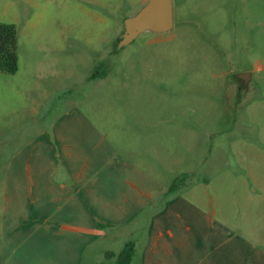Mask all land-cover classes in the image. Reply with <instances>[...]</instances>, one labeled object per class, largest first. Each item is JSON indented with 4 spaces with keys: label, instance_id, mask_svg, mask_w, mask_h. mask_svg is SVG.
<instances>
[{
    "label": "rangeland",
    "instance_id": "rangeland-1",
    "mask_svg": "<svg viewBox=\"0 0 264 264\" xmlns=\"http://www.w3.org/2000/svg\"><path fill=\"white\" fill-rule=\"evenodd\" d=\"M172 1V31L117 50L125 19L146 0H0L19 55L17 74L0 73V180L11 156L71 106L108 126L143 111L166 116L184 128L201 180L264 177V0ZM238 181L228 182L233 206L263 207L264 182H251L247 199Z\"/></svg>",
    "mask_w": 264,
    "mask_h": 264
},
{
    "label": "crops",
    "instance_id": "crops-1",
    "mask_svg": "<svg viewBox=\"0 0 264 264\" xmlns=\"http://www.w3.org/2000/svg\"><path fill=\"white\" fill-rule=\"evenodd\" d=\"M139 114L108 126L71 106L11 156L0 264H118L123 251L129 264H264V206L234 207L228 184L238 178L236 195L249 199L264 177L196 178L201 162L185 153L184 128Z\"/></svg>",
    "mask_w": 264,
    "mask_h": 264
},
{
    "label": "water",
    "instance_id": "water-1",
    "mask_svg": "<svg viewBox=\"0 0 264 264\" xmlns=\"http://www.w3.org/2000/svg\"><path fill=\"white\" fill-rule=\"evenodd\" d=\"M174 28V4L172 0H146L143 7L124 21V32L121 35L117 50L131 45L141 35L167 34ZM238 78L248 84L250 73H243Z\"/></svg>",
    "mask_w": 264,
    "mask_h": 264
},
{
    "label": "trees",
    "instance_id": "trees-1",
    "mask_svg": "<svg viewBox=\"0 0 264 264\" xmlns=\"http://www.w3.org/2000/svg\"><path fill=\"white\" fill-rule=\"evenodd\" d=\"M18 70V28L14 24L0 23V73L15 75ZM97 77L99 75L94 73L92 79H96ZM186 180V176L175 180L163 198L171 197ZM131 260V253L123 251L120 254L118 264H129Z\"/></svg>",
    "mask_w": 264,
    "mask_h": 264
},
{
    "label": "flooded vegetation",
    "instance_id": "flooded-vegetation-1",
    "mask_svg": "<svg viewBox=\"0 0 264 264\" xmlns=\"http://www.w3.org/2000/svg\"><path fill=\"white\" fill-rule=\"evenodd\" d=\"M243 82V81H242ZM243 84H244V82H243Z\"/></svg>",
    "mask_w": 264,
    "mask_h": 264
}]
</instances>
